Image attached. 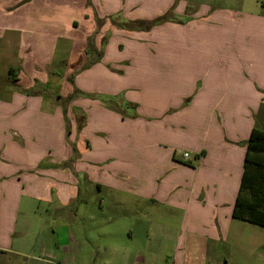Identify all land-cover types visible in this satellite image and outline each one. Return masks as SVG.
Returning <instances> with one entry per match:
<instances>
[{
  "label": "crops",
  "instance_id": "crops-1",
  "mask_svg": "<svg viewBox=\"0 0 264 264\" xmlns=\"http://www.w3.org/2000/svg\"><path fill=\"white\" fill-rule=\"evenodd\" d=\"M23 1L0 0V41L5 44L0 51L5 49V57L10 59L13 46L19 59L16 66L5 62L4 81L9 79L13 87L5 88L11 94L2 104L6 108L0 107V264H85L86 260H98L100 264H216L220 257L214 254L215 247L223 234L227 238L234 221H245L234 217L233 210L241 189L248 139L257 127L253 117L264 106V0L176 2L174 11L182 18L175 16L176 22L181 21L180 89L172 101L178 104L164 102H171V96L151 95L149 103L164 102L165 108L137 111L149 118L162 115V126L171 136L167 141L153 139L141 145L152 150L148 166L133 153L136 163L129 161L115 171H106L102 159L94 167L86 162L99 158L104 151L88 131L93 121L98 124L103 119L106 108L98 106L92 120V112L76 98L74 108L68 105L69 114L78 119L77 124L81 119L83 125L76 142L65 140L60 95L47 90L52 86L47 69L62 53V59H57L61 67L55 70L54 65L51 75L58 77L55 85L59 78L70 85L68 93L78 85L77 79L73 87L69 82L71 66L81 55L85 58V50L95 58L100 52L104 56L86 69L83 77L103 67L100 63L107 59L109 43L105 47L100 30L96 31L95 9L88 0ZM172 2L166 0V9ZM246 3L254 7L249 9ZM138 4L140 0L134 9ZM130 17L140 16L131 11ZM101 29L106 30L107 24ZM91 36L95 38L89 41ZM61 42L66 49L60 50ZM137 121L131 118L125 122L132 125ZM152 123H145L148 133ZM178 131L180 137L173 135ZM12 134L19 135L18 140ZM185 152L189 155L184 156ZM92 187L115 194L122 204L128 201L126 197L132 202L142 199L183 211L185 225L172 255L158 262L149 240L143 254L114 246L105 249L99 259L93 254L82 258L77 245L72 250L74 261L67 263L70 249L56 235L52 240L58 252L48 250L56 260L44 258L46 246L30 252L31 239L41 234L43 214L54 213L58 218L83 190ZM245 193L250 196L248 190ZM52 205L54 212L49 213ZM146 213L153 216L157 211L153 207ZM66 214L68 220L75 219L76 210L68 208ZM161 225L169 235L171 227ZM107 231L102 228L101 234H110ZM71 239L76 241L74 235Z\"/></svg>",
  "mask_w": 264,
  "mask_h": 264
},
{
  "label": "rangeland",
  "instance_id": "rangeland-1",
  "mask_svg": "<svg viewBox=\"0 0 264 264\" xmlns=\"http://www.w3.org/2000/svg\"><path fill=\"white\" fill-rule=\"evenodd\" d=\"M138 1H87V4L95 9V19L98 25L107 24L106 30L101 29L102 26H100L101 28L98 27L96 31L100 30L99 33L103 37L105 47L108 43L109 47L107 59L100 63L103 67L95 68L93 74L86 77L82 76L86 69L99 63L104 55L95 58L90 52L86 53L85 50V58L81 55L79 60L75 61V65L71 66V75L68 79L72 87L77 79L76 93H68L67 87L70 85H67L63 79L59 78L58 85H55V80L58 77L51 75L55 68L54 65L56 66L55 70L61 67V63L57 59H62L63 53L61 57H56V60L53 61L54 64H51L47 69L49 79L52 81V86H48L50 88L47 87V90L56 92L55 96L60 95L61 110L66 121L65 140L73 139L76 142L78 131L83 125L80 122L81 119L77 124L78 119L69 114L68 105L72 104V108H74L76 98L78 99L77 103L91 111L92 114L98 110V106L106 108L103 119L99 120L98 124L93 121L91 129L88 131L95 142L100 141L104 151L99 158H88L86 161L94 167L95 162L102 159L106 171H115L126 167L129 161L136 163L133 153L140 155L142 164L148 166L147 158L152 150L141 145L147 142L151 143L153 139L155 141H167L171 134L169 131H165L166 129L162 126L165 121L162 115L149 118L138 112L149 109L162 111L165 108L164 102L172 105L178 104L177 101H172L180 89L179 46L181 38L178 32V24L181 21L176 22V19L173 18L175 16L180 18L174 11L177 8L176 2L178 0H173L174 4L172 2V7L167 9L166 0H140V4L134 9V5ZM246 7L252 9L254 6L252 3H246ZM131 11L140 17L132 19L130 17ZM136 25L146 28H138L135 27ZM4 45L1 40L0 46L4 48ZM59 46L60 50L67 48L63 42L59 43ZM5 51V49L0 51L2 53L0 54V107L2 108H6L2 104L7 101L5 98L8 94H11L6 89L13 87L9 79L4 81L6 76L5 62L13 66L19 63L15 47L12 46L10 59L8 56L5 57ZM3 57L5 58L3 59ZM63 60V64L66 65V59ZM169 68H171L170 72ZM62 70H60L61 73H63ZM25 71L28 74V71ZM36 71L39 73L44 70ZM29 72L31 71L29 70ZM61 93H65L66 96H62ZM151 95L156 97L160 95L166 98L171 96V102L149 103L148 100ZM240 103L237 102V104ZM169 108L171 107L169 106ZM95 118V114H93L92 120ZM131 118L138 119L136 123L132 124L133 126L128 124L129 122H125L126 119ZM253 119L254 126L264 130V106ZM147 121L154 122L150 133L145 127ZM72 130H76L75 134L72 133ZM173 135L180 137L181 132L178 131ZM12 136L18 140L19 135L12 134ZM86 137L84 135L83 139ZM118 199L115 194L101 193L97 187H92L83 190L73 203L71 202L69 206L63 209L64 213L63 211L60 212L58 218L54 217L52 205L49 207V213L52 212L53 215L43 214L45 222L39 230L41 234L37 236L36 240L34 237L31 239L32 242L28 246L29 251L36 253L40 251L42 246H46L44 258L51 261L56 260L54 256L48 254L49 251L58 252L57 245L52 240L56 235L58 241L70 249V253L66 255L67 258L65 259L67 263L74 261L71 259L73 257L72 250L77 245L80 248L78 254L82 258H89L93 254L96 259H99L104 254L105 249L114 246L142 251L147 246L148 240L151 248L155 250L154 253L158 262L168 255L171 256L176 238L181 234L182 227L184 228L185 225L182 222L183 211L171 205H152L151 202H145L142 199L132 202L131 198L124 197L129 201L125 204L120 203ZM133 203L134 205H132ZM153 207L157 213L149 216L146 212ZM68 208L76 210L75 219L68 220L66 218ZM147 218H153V221H146ZM161 224L171 227L169 235H166L168 230ZM102 228H107V232L110 234H101ZM54 229L56 231H53ZM228 229L227 238L224 233L222 241H219L215 247L214 254L220 257L216 264H264V227L236 220ZM71 235L75 236L79 244L71 239ZM165 243H169L170 246L165 247ZM84 263L100 264L98 260H86ZM158 264H164V262Z\"/></svg>",
  "mask_w": 264,
  "mask_h": 264
},
{
  "label": "trees",
  "instance_id": "trees-1",
  "mask_svg": "<svg viewBox=\"0 0 264 264\" xmlns=\"http://www.w3.org/2000/svg\"><path fill=\"white\" fill-rule=\"evenodd\" d=\"M171 16L173 17V14ZM135 27L146 28L137 25ZM94 37L91 36L89 41ZM97 57H101V52ZM75 90L73 94L76 93ZM247 190L249 197L245 193ZM233 216L264 227V130L258 127L252 129L248 139L241 189L235 202Z\"/></svg>",
  "mask_w": 264,
  "mask_h": 264
},
{
  "label": "built area",
  "instance_id": "built-area-1",
  "mask_svg": "<svg viewBox=\"0 0 264 264\" xmlns=\"http://www.w3.org/2000/svg\"><path fill=\"white\" fill-rule=\"evenodd\" d=\"M188 155H189V153H188V152H185V153H184V156H188Z\"/></svg>",
  "mask_w": 264,
  "mask_h": 264
}]
</instances>
